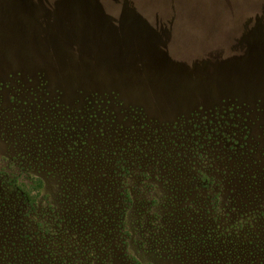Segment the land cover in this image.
<instances>
[{"label": "rangeland", "instance_id": "obj_1", "mask_svg": "<svg viewBox=\"0 0 264 264\" xmlns=\"http://www.w3.org/2000/svg\"><path fill=\"white\" fill-rule=\"evenodd\" d=\"M22 168L44 182L46 250L43 221L102 179L130 219L101 231L134 264H264V0H0V171ZM175 186L196 203L167 201ZM81 226L56 233V264L76 247L104 262L109 241ZM167 227L188 248L151 260L142 233Z\"/></svg>", "mask_w": 264, "mask_h": 264}, {"label": "trees", "instance_id": "obj_2", "mask_svg": "<svg viewBox=\"0 0 264 264\" xmlns=\"http://www.w3.org/2000/svg\"><path fill=\"white\" fill-rule=\"evenodd\" d=\"M30 181L26 169L23 168L17 174L4 169L0 171V190L3 192L0 196L5 197L4 202H0V264H56V220L52 222L48 218L47 221H43L49 226L48 230H52L49 235L52 239L51 250L42 247L39 242L41 236L35 238L31 234L35 226L31 213L37 206L34 192L42 188L44 182L39 178H32ZM2 206L6 208L5 212L1 210ZM102 237L109 241L111 247L106 253L104 262L94 264H134L129 256H125L126 253L123 254L122 250H119L117 236H110L108 233ZM112 240L115 241L112 243ZM80 252L84 253L82 250H77V247L75 251L67 250L66 255L70 257H63L57 264H81ZM145 252L151 256L149 245ZM91 262L89 264H92Z\"/></svg>", "mask_w": 264, "mask_h": 264}, {"label": "flooded vegetation", "instance_id": "obj_3", "mask_svg": "<svg viewBox=\"0 0 264 264\" xmlns=\"http://www.w3.org/2000/svg\"><path fill=\"white\" fill-rule=\"evenodd\" d=\"M84 145V144H83ZM81 147L78 148V150L76 151V155L80 154L81 155ZM83 154V153H82ZM120 160H123V158H120ZM115 172H117V169H115ZM114 172V173H115ZM113 173V174H114ZM204 173V172H203ZM225 171L223 172H218L217 174L220 176L225 175ZM227 173H230L227 172ZM200 174V172H199ZM93 179H95V177L91 178V179H86L87 181H92ZM101 180L98 181V183H92L90 182L88 185L89 188L88 190L90 191V194H88L87 196H85V198H83V200H81V197H83V193L84 191H81L80 194H77L75 197H73L70 201V204L72 206V213L64 214L62 213L61 218H58V222L56 223V226L58 228H56V233L57 232H64L65 233H69L67 235L69 236H75L76 233L75 232V227L76 226H81L79 227L77 230L79 231L80 228L82 229L83 226H85L86 228H88L89 230L87 231L85 229V231H79L80 234H85V235H92L94 233L96 234H100V236H106V234L110 233V236H117V232H116V228L112 231V230H107V232H103L101 230H103L104 227L106 226H118V222L122 221V220H126V219H130L129 218V213H127V211H124V207H122L121 202H118L119 204L116 205V201L118 199H116V197L118 196L119 199L121 197V191L117 194V196L115 197V190L113 188V183H102ZM118 186V185H117ZM202 187V186H201ZM208 187L203 186V189L207 190ZM217 190V196H219V199L221 198L223 192V187H214ZM195 189V188H193ZM192 187H181V186H175V187H171V192L170 195V199L167 201H171V203H188L187 207H191V203L195 204L194 201H196V193L195 190H193ZM204 190V192L206 191ZM106 192V195H105ZM194 193L193 196L191 195V193ZM126 193L129 195V191H126ZM81 196V197H80ZM115 197L114 199H112L111 197ZM200 203L202 204H206L208 203V200H206L207 195L203 193L200 194ZM187 199H189L190 201L188 202ZM121 200V199H120ZM258 200H260V197H258ZM176 201V202H174ZM220 202V201H219ZM253 202V201H252ZM256 202V203H255ZM248 203V202H247ZM255 205L257 207H260V209L256 212H253V210H250V213H255V214H260V215H264V199H261L260 201L255 200L254 201ZM198 206V205H197ZM199 207V206H198ZM186 208V206H182V209ZM204 212L202 211V209L199 208V210H201V215H202V220H205L206 217V208L204 207ZM178 214H176L177 216ZM179 217V216H177ZM179 219V218H178ZM69 222V223H68ZM189 222V221H187ZM196 222H199V220H194V222L191 223V225H186V229L188 230L187 233H193L195 231V227H196ZM199 224V223H198ZM60 225V226H59ZM199 226H201V224H199ZM60 227V228H59ZM93 229L95 230L93 232ZM99 229V231H97ZM74 231V232H72ZM97 231V232H96ZM145 233H142L143 236H147L150 237V239H148L149 241V249L151 250L150 252V258L151 260H153V256H155L156 254L159 255L161 250H164L165 252H169V250L166 248V246H170V244L172 245L173 243H175L177 245V243L179 244V247L188 248V241H186V238L184 234H181L180 232H176L173 234L174 229L172 230L171 227H167L164 228L163 230H146L144 229ZM210 232V227H206L205 231L202 232V239H205L206 234ZM181 235H180V234ZM62 234V233H61ZM173 244V246L176 247V245ZM187 245V247H186ZM191 250V249H189ZM193 250V249H192Z\"/></svg>", "mask_w": 264, "mask_h": 264}]
</instances>
